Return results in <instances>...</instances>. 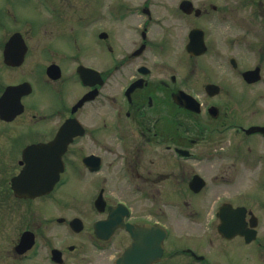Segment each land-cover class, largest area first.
I'll return each mask as SVG.
<instances>
[{
  "label": "flooded vegetation",
  "instance_id": "flooded-vegetation-1",
  "mask_svg": "<svg viewBox=\"0 0 264 264\" xmlns=\"http://www.w3.org/2000/svg\"><path fill=\"white\" fill-rule=\"evenodd\" d=\"M1 3L0 264H264V0Z\"/></svg>",
  "mask_w": 264,
  "mask_h": 264
},
{
  "label": "rangeland",
  "instance_id": "rangeland-1",
  "mask_svg": "<svg viewBox=\"0 0 264 264\" xmlns=\"http://www.w3.org/2000/svg\"><path fill=\"white\" fill-rule=\"evenodd\" d=\"M13 5H15V0H11ZM126 0H116L115 8H126L123 5V2ZM179 0H128V2L133 6L131 8H142L144 4H146L149 8H177ZM226 0H196V4L198 6L209 5L211 2L219 6H225ZM2 0H0V3ZM114 0H100V4L98 8H111ZM2 4V3H1ZM229 8H235L236 10L231 11L232 20L237 21H248L250 8L244 7L243 0H228ZM262 227L264 228V221H262ZM9 242H6L3 237L0 236V251L4 250L5 246H8ZM1 260V258H0ZM255 259L246 260L244 264H254L257 263L254 261ZM250 261V263H249ZM14 264V263H9Z\"/></svg>",
  "mask_w": 264,
  "mask_h": 264
},
{
  "label": "water",
  "instance_id": "water-1",
  "mask_svg": "<svg viewBox=\"0 0 264 264\" xmlns=\"http://www.w3.org/2000/svg\"><path fill=\"white\" fill-rule=\"evenodd\" d=\"M0 112H1V108H0ZM259 128V127H258ZM260 128H263L264 129V127H260ZM254 129V128H253ZM61 154V153H60ZM61 155H59V153L58 154H56V155H54V158H55V164H54V169H53V173L56 175L55 176V178H54V180H52V179H49V191L51 190V188L53 187V183H54V181H56V179L58 178V173H59V171L62 169V167H60L61 165H60V163H59V157H60ZM61 158V157H60ZM49 172H52V171H49ZM220 229L222 230L223 229V231H228V230H234V231H242L241 230V228H240V226H237V225H232V221H230V224L228 225V222H226L224 225H221L220 226ZM30 246V244L28 245V246H25V247H23V248H21V245H19L18 247H17V250L19 251V252H24L28 247Z\"/></svg>",
  "mask_w": 264,
  "mask_h": 264
}]
</instances>
